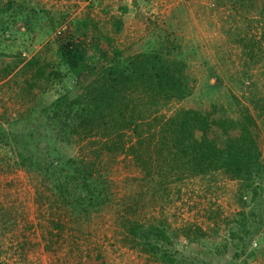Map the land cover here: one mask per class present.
<instances>
[{
	"label": "rangeland",
	"instance_id": "374dc122",
	"mask_svg": "<svg viewBox=\"0 0 264 264\" xmlns=\"http://www.w3.org/2000/svg\"><path fill=\"white\" fill-rule=\"evenodd\" d=\"M76 49L96 67L115 50L179 58L188 92L155 121L183 106L250 130L257 164L168 177L159 162L140 169L128 129L115 152L100 129L81 135L65 104L50 114L55 96L80 90ZM54 158L88 160L91 188ZM0 264H264V0H0Z\"/></svg>",
	"mask_w": 264,
	"mask_h": 264
},
{
	"label": "trees",
	"instance_id": "16d2710c",
	"mask_svg": "<svg viewBox=\"0 0 264 264\" xmlns=\"http://www.w3.org/2000/svg\"><path fill=\"white\" fill-rule=\"evenodd\" d=\"M78 51H74L71 70L81 84L80 90L72 96L68 93L55 96L50 102V114L59 116L65 104L70 112L66 114L67 124L81 135L87 136L98 128L101 146L115 152L127 145L122 136L128 129L127 147L133 151L140 169L149 173L153 163L159 162L168 177L201 174L217 168L236 177L250 174L257 164L260 151L250 130L230 134L224 126L219 129L216 117L206 119L201 110L183 106L155 121L154 113L160 104L188 92L186 68L179 58L155 49L119 59L115 50L114 63L96 67ZM84 74L86 77L82 78ZM54 159L49 164L54 172L65 177L76 173L72 178L78 177L85 188L89 187L87 191L91 188L92 169L88 160L81 158L76 162L71 158V169L70 165L61 166L64 160ZM26 160L41 168L29 153H20V164L26 165ZM137 228L142 229L141 225ZM148 229L163 234L162 227L150 225Z\"/></svg>",
	"mask_w": 264,
	"mask_h": 264
},
{
	"label": "built area",
	"instance_id": "2783aa9c",
	"mask_svg": "<svg viewBox=\"0 0 264 264\" xmlns=\"http://www.w3.org/2000/svg\"><path fill=\"white\" fill-rule=\"evenodd\" d=\"M64 27V25H62L60 28H57L56 32H60V30Z\"/></svg>",
	"mask_w": 264,
	"mask_h": 264
}]
</instances>
